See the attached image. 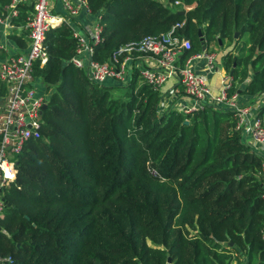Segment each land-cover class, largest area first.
I'll use <instances>...</instances> for the list:
<instances>
[{
  "label": "trees",
  "instance_id": "1",
  "mask_svg": "<svg viewBox=\"0 0 264 264\" xmlns=\"http://www.w3.org/2000/svg\"><path fill=\"white\" fill-rule=\"evenodd\" d=\"M87 2L102 26L95 60L185 21L178 34L192 49L181 62L202 52L199 32L206 48L234 45L221 58L231 93L264 96V0ZM182 6L192 9L180 15ZM18 10L11 22L25 26L33 5ZM45 46L34 77L48 108L42 137L15 157L17 178L1 191L0 264H264V159L232 111L161 110L138 72L115 97L72 64L68 23L50 28Z\"/></svg>",
  "mask_w": 264,
  "mask_h": 264
},
{
  "label": "built area",
  "instance_id": "2",
  "mask_svg": "<svg viewBox=\"0 0 264 264\" xmlns=\"http://www.w3.org/2000/svg\"><path fill=\"white\" fill-rule=\"evenodd\" d=\"M27 3L29 0H11L0 12V25L14 28L11 21L18 18V7ZM32 5L33 11L25 24L28 31L26 52L10 54L5 44L0 42V83L5 86L3 96L0 89V222L4 219L5 211L1 191L17 178L14 159L28 141L42 137V117L44 107L48 105V95L41 93L36 85L34 68L38 63L41 67L47 64L49 55L45 46L46 33L62 23L71 25L77 44L71 62L86 72L92 83L103 85L108 80H116L120 82L119 86H127L138 70L134 64L146 58V64L142 63V68L138 70L142 83L161 94L169 81L176 80L184 96L191 101L179 107L172 106V109L185 115L208 106L232 111L236 131L259 146L261 151L257 153L264 159V115L253 113L249 107L238 104L239 94L231 93L233 77L218 68V54L206 48L181 62V56L192 49L191 41L178 34L185 21L175 24L170 31L159 36H148L139 42L121 46L109 61L101 63L94 58V46L103 39L100 15L93 13L87 0H33ZM181 5L180 1L174 3L176 7ZM182 8L185 11L192 9L188 6ZM82 17L87 21L84 25L78 22ZM4 35L7 37V33ZM195 61H205L210 73L220 75L221 89L218 95L213 93L209 79L196 70ZM171 92L175 97L181 96L178 87ZM171 99L174 100L171 95L162 97L161 110L170 108L165 107V104H171ZM153 174L156 173L153 171ZM262 179L264 199V163ZM7 261L10 259H2L3 263Z\"/></svg>",
  "mask_w": 264,
  "mask_h": 264
},
{
  "label": "crops",
  "instance_id": "3",
  "mask_svg": "<svg viewBox=\"0 0 264 264\" xmlns=\"http://www.w3.org/2000/svg\"><path fill=\"white\" fill-rule=\"evenodd\" d=\"M33 0H29V4L32 5ZM78 22L81 25L86 24V19L85 18H80L78 20ZM5 33H7V37L4 35ZM5 36V37H4ZM10 36H17V37H22V39H26V47H22L18 44H16V42L12 39H10ZM0 42L5 44L7 50L9 51L10 54H22L24 52H26L27 48H28V31L25 29V26H15L14 28H8L6 26H2L0 25ZM21 43H24V41H21ZM221 46V45H220ZM231 48V47H230ZM229 48V49H230ZM227 49L226 51H223L222 54L218 55L217 58V63H218V68L220 70H222V72L224 71V69L220 68L222 67V62H221V58L224 54H226V52L229 50ZM147 59L143 58L139 61H137L134 65L136 69H141L142 68V63L146 64ZM198 64H196V70L200 73L205 75L208 79H209V85L213 91V93L215 95H218L220 92V75L218 73H210L207 69L206 66H197ZM138 70H136L138 72ZM225 72V71H224ZM36 85L40 88V83L36 81ZM178 87V90L180 91V97H175L174 93L172 94V90L176 89ZM239 94V98H238V104L240 106H244V107H249L251 109V111L253 113H259L260 110L264 107V96L261 97H251L248 95H243L241 94V92L238 93ZM161 95L164 97L167 95H171L174 100L171 99V103L173 102V106L174 107H179L181 106V104H190L191 101L188 100L185 96L184 93L182 92V88L180 87V85H178L176 83V80H171L168 82V84L164 87ZM178 98V99H177ZM170 102V101H167ZM243 141L248 144L255 152H260L261 149L259 146L255 145L251 140H249V138L244 135L243 136Z\"/></svg>",
  "mask_w": 264,
  "mask_h": 264
},
{
  "label": "rangeland",
  "instance_id": "4",
  "mask_svg": "<svg viewBox=\"0 0 264 264\" xmlns=\"http://www.w3.org/2000/svg\"><path fill=\"white\" fill-rule=\"evenodd\" d=\"M242 45V42L239 43L238 45V48ZM232 48L234 47V45H229V44H225V46H220V45H217V44H212L210 47H209V52H213V53H217L218 55L222 54L223 51H226L227 49L229 48ZM195 64H198L197 66H205L206 65V62L205 61H195L194 62V65ZM219 67V66H218ZM223 69V66L220 67ZM103 85H105L106 87H111L113 89V94L115 97H118V96H121L123 94V91L121 89H117V88H114V87H118L120 85V82H116V80H108L106 81ZM40 90H41V93H46V90L44 88L43 85L40 86ZM174 104L173 102L170 104V103H167L165 104V107H172Z\"/></svg>",
  "mask_w": 264,
  "mask_h": 264
},
{
  "label": "water",
  "instance_id": "5",
  "mask_svg": "<svg viewBox=\"0 0 264 264\" xmlns=\"http://www.w3.org/2000/svg\"><path fill=\"white\" fill-rule=\"evenodd\" d=\"M178 14H180V15H186V11H185V10L179 11ZM199 35H200V38H201L202 49L204 50V49H206V46H205V43H204V41H203V37H202V35H201V32H199ZM237 37H238V35H236V38H237ZM47 108H48V105H46V106L44 107V111L47 110ZM0 230H1V228H0ZM230 245L232 246V244H230ZM168 262L170 263V259H169Z\"/></svg>",
  "mask_w": 264,
  "mask_h": 264
}]
</instances>
